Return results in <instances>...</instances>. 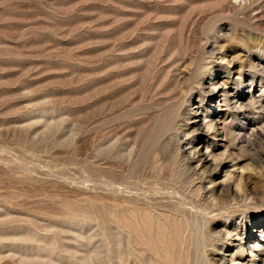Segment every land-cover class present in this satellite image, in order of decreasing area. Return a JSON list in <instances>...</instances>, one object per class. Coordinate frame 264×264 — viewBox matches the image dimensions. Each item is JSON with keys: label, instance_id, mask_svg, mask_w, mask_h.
<instances>
[{"label": "rangeland", "instance_id": "1", "mask_svg": "<svg viewBox=\"0 0 264 264\" xmlns=\"http://www.w3.org/2000/svg\"><path fill=\"white\" fill-rule=\"evenodd\" d=\"M263 66L264 0H0V264H264Z\"/></svg>", "mask_w": 264, "mask_h": 264}, {"label": "bare ground", "instance_id": "2", "mask_svg": "<svg viewBox=\"0 0 264 264\" xmlns=\"http://www.w3.org/2000/svg\"><path fill=\"white\" fill-rule=\"evenodd\" d=\"M264 67V66H263ZM218 86H220V85H218ZM215 90H216V88H215ZM224 92V91H223ZM226 92V91H225ZM225 95V94H224ZM229 95V94H228ZM225 97H227L226 95H225ZM231 100V99H230ZM248 105V104H247ZM248 107V106H247ZM191 109H189V111H190ZM193 110V109H192ZM195 111V110H194ZM198 111V110H197ZM181 115V114H180ZM187 119V118H186ZM188 120V119H187ZM187 122V121H186ZM189 122V121H188ZM190 123V122H189ZM186 124H188V123H186ZM185 125V124H184ZM189 125V124H188ZM204 125V124H203ZM207 125H209V127L210 128H215V130H218V128H216L217 126H216V124L215 123H213V122H210L209 124H207ZM185 127H187L186 125H185ZM210 128H208L209 130H210ZM187 129V128H186ZM212 129V130H213ZM190 130V129H189ZM194 130V129H193ZM195 131V130H194ZM193 131V132H194ZM189 133V132H188ZM191 133H192V131H191ZM193 134V133H192ZM235 134V133H234ZM187 136H189L188 134H187ZM235 137V136H234ZM237 138H240V137H237ZM241 141V140H240ZM236 146V145H235ZM201 148V147H200ZM209 149V148H208ZM186 150V149H185ZM200 150V149H199ZM198 149L196 150V151H194L195 152V154H198V156L200 157L199 159H200V162H204V156H201V154H200V151H199ZM202 151V150H201ZM208 152V151H207ZM191 153H193V152H191ZM189 154H190V152H189ZM194 154V153H193ZM195 156H197V155H195ZM211 156V155H210ZM214 156V155H213ZM216 156V155H215ZM194 157V156H193ZM196 158V157H195ZM198 158V157H197ZM188 159V158H187ZM197 160V159H196ZM202 164V163H201ZM204 164H205V162H204ZM217 166H219V165H217ZM224 167V166H223ZM244 167V166H243ZM220 168V167H219ZM224 170V169H223ZM219 171H220V169H219ZM203 172V171H202ZM207 172V171H206ZM214 180V179H213ZM212 181V180H211ZM242 181V180H241ZM238 185V184H237ZM215 189V188H214ZM213 190V189H212ZM230 190V189H229ZM213 192V191H212ZM211 193V192H210ZM215 193V192H214ZM264 220V219H263ZM264 224V223H263ZM263 224H261L260 226H259V230H261V232H262V234H264V225ZM252 229V228H251ZM258 230V231H259ZM252 232V231H251ZM221 233H222V231H221ZM233 233L231 232H229L228 233V238L229 237H231V235H232ZM238 234V233H237ZM234 235V234H233ZM232 235V236H233ZM239 235V234H238ZM227 238V237H226ZM227 238V239H228ZM233 238V237H232ZM174 239V238H173ZM175 240V239H174ZM220 240V239H219ZM231 239L229 238V240L228 241H230ZM233 242V241H232ZM259 242H261V241H259ZM259 246H264V241H262L261 242V244L259 245ZM241 248H245L243 245H241L240 246ZM263 249V248H262ZM261 249V250H262ZM241 250V249H240ZM249 261H251V262H253L254 264H256V261L257 260H255L254 258H252L251 260H249Z\"/></svg>", "mask_w": 264, "mask_h": 264}]
</instances>
